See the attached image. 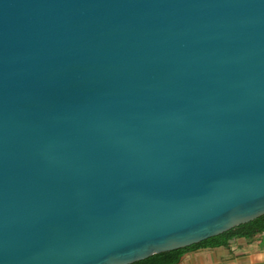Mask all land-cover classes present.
<instances>
[{
	"label": "water",
	"instance_id": "obj_1",
	"mask_svg": "<svg viewBox=\"0 0 264 264\" xmlns=\"http://www.w3.org/2000/svg\"><path fill=\"white\" fill-rule=\"evenodd\" d=\"M264 216V0H0V264H133Z\"/></svg>",
	"mask_w": 264,
	"mask_h": 264
},
{
	"label": "crops",
	"instance_id": "obj_2",
	"mask_svg": "<svg viewBox=\"0 0 264 264\" xmlns=\"http://www.w3.org/2000/svg\"><path fill=\"white\" fill-rule=\"evenodd\" d=\"M179 264H264V233L232 237L217 247L192 249Z\"/></svg>",
	"mask_w": 264,
	"mask_h": 264
},
{
	"label": "trees",
	"instance_id": "obj_3",
	"mask_svg": "<svg viewBox=\"0 0 264 264\" xmlns=\"http://www.w3.org/2000/svg\"><path fill=\"white\" fill-rule=\"evenodd\" d=\"M259 233H264V216L249 223L234 227L221 235L211 237L190 247L155 254L133 264H179L185 253L192 249L217 247L223 245L229 238L236 236L254 237Z\"/></svg>",
	"mask_w": 264,
	"mask_h": 264
}]
</instances>
